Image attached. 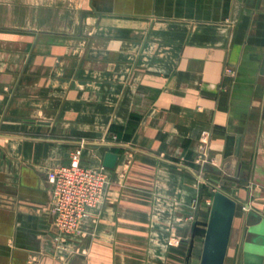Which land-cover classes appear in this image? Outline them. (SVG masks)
Segmentation results:
<instances>
[{
	"label": "crops",
	"instance_id": "obj_1",
	"mask_svg": "<svg viewBox=\"0 0 264 264\" xmlns=\"http://www.w3.org/2000/svg\"><path fill=\"white\" fill-rule=\"evenodd\" d=\"M80 145L117 162L63 244L48 176ZM210 189L236 202L224 264H245L264 224V0H0V264H199L203 242L178 241Z\"/></svg>",
	"mask_w": 264,
	"mask_h": 264
},
{
	"label": "built area",
	"instance_id": "obj_2",
	"mask_svg": "<svg viewBox=\"0 0 264 264\" xmlns=\"http://www.w3.org/2000/svg\"><path fill=\"white\" fill-rule=\"evenodd\" d=\"M82 162L83 145H80L69 154L67 165L54 168L48 176L52 195V226L55 239L63 244L83 236L85 223L91 212L102 204L109 185L107 169L102 165L86 167Z\"/></svg>",
	"mask_w": 264,
	"mask_h": 264
},
{
	"label": "water",
	"instance_id": "obj_3",
	"mask_svg": "<svg viewBox=\"0 0 264 264\" xmlns=\"http://www.w3.org/2000/svg\"><path fill=\"white\" fill-rule=\"evenodd\" d=\"M117 155L107 152L102 160V167L107 170L115 168ZM206 171L218 174V170L208 167ZM217 183V181H214ZM212 204L209 219L204 233L199 264H224L236 202L220 190L210 189ZM245 264H261L264 255V224H256L248 228L243 243Z\"/></svg>",
	"mask_w": 264,
	"mask_h": 264
},
{
	"label": "rangeland",
	"instance_id": "obj_4",
	"mask_svg": "<svg viewBox=\"0 0 264 264\" xmlns=\"http://www.w3.org/2000/svg\"><path fill=\"white\" fill-rule=\"evenodd\" d=\"M83 162L84 165L86 164L85 165L86 167H91V158L89 156L83 154ZM202 191H203L202 193L206 194L205 187H203ZM210 197H212V195ZM199 198L200 197L198 194L193 195V197L191 198V202L189 204V213H188L189 216L187 215V218H185V220L182 221L189 224L187 226L188 233L187 236L185 237L186 238L185 244H183L184 242L182 243V241L180 242L178 241L179 244L181 243L180 245L185 247V252H187L188 255L191 252V245L193 243V240L198 238L200 244L203 242L204 233H205L204 232L205 219L206 220L208 219V214H209L208 209H206V211L200 210ZM200 217L203 218L202 221H199Z\"/></svg>",
	"mask_w": 264,
	"mask_h": 264
}]
</instances>
